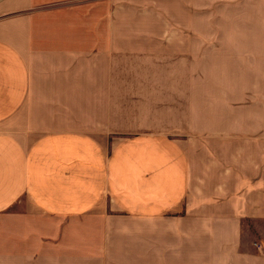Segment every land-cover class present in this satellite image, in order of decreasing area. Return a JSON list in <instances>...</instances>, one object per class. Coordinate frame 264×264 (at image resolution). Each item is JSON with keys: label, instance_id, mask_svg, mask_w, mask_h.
Segmentation results:
<instances>
[{"label": "crops", "instance_id": "0c3cea01", "mask_svg": "<svg viewBox=\"0 0 264 264\" xmlns=\"http://www.w3.org/2000/svg\"><path fill=\"white\" fill-rule=\"evenodd\" d=\"M149 1L0 0V264H264V0Z\"/></svg>", "mask_w": 264, "mask_h": 264}, {"label": "rangeland", "instance_id": "374dc122", "mask_svg": "<svg viewBox=\"0 0 264 264\" xmlns=\"http://www.w3.org/2000/svg\"><path fill=\"white\" fill-rule=\"evenodd\" d=\"M144 2V34H167L168 28L167 26L160 22L157 25H151L148 21L152 18V14L156 12H152L148 5L151 1L143 0ZM153 19V18H152ZM145 85L143 89L136 91V92H128L129 97L138 98L140 100H157V101H167L168 98V87H167V75L164 74H156V75H145L144 76ZM135 102H129V104L133 105ZM143 104H149L148 112L145 114L148 118H155V108H153L151 102H144ZM133 108V107H132ZM131 107L128 108L129 114H140V111L137 109H132ZM134 111V112H133ZM165 115V114H164ZM161 114V117L164 116ZM247 149L240 147V162H241V175L245 173H249L251 176L250 178L254 179L255 189L257 191L264 190V149L262 148V153L258 154L259 148L254 146L250 148L249 151H255V154H250L249 156L246 155ZM197 162L199 160V155L197 152ZM249 158V160H247ZM244 162H250L254 166V171H244L243 166ZM198 201H194L193 203L185 204L184 212L188 210H192L193 212L198 210Z\"/></svg>", "mask_w": 264, "mask_h": 264}]
</instances>
